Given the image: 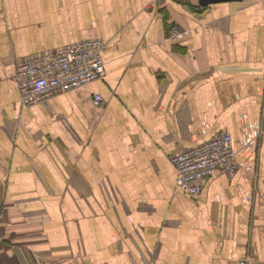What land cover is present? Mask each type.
I'll return each instance as SVG.
<instances>
[{
    "label": "crops",
    "instance_id": "0c3cea01",
    "mask_svg": "<svg viewBox=\"0 0 264 264\" xmlns=\"http://www.w3.org/2000/svg\"><path fill=\"white\" fill-rule=\"evenodd\" d=\"M94 39L103 80L22 105L19 61ZM220 133L241 169L193 198L170 158ZM244 261L264 264V0H0V264Z\"/></svg>",
    "mask_w": 264,
    "mask_h": 264
},
{
    "label": "built area",
    "instance_id": "2783aa9c",
    "mask_svg": "<svg viewBox=\"0 0 264 264\" xmlns=\"http://www.w3.org/2000/svg\"><path fill=\"white\" fill-rule=\"evenodd\" d=\"M173 32L178 38L183 35L177 28ZM106 47L104 41L94 39L19 61L13 80L22 105L35 106L103 80ZM94 99L99 104L104 102L100 95ZM170 160L177 172L178 188L196 199L202 197L207 181L215 173L233 177L241 169L233 139L226 133L197 147L181 148Z\"/></svg>",
    "mask_w": 264,
    "mask_h": 264
},
{
    "label": "water",
    "instance_id": "95a60500",
    "mask_svg": "<svg viewBox=\"0 0 264 264\" xmlns=\"http://www.w3.org/2000/svg\"><path fill=\"white\" fill-rule=\"evenodd\" d=\"M229 1H233V0H199V5L202 7H206L212 4L229 2Z\"/></svg>",
    "mask_w": 264,
    "mask_h": 264
},
{
    "label": "rangeland",
    "instance_id": "374dc122",
    "mask_svg": "<svg viewBox=\"0 0 264 264\" xmlns=\"http://www.w3.org/2000/svg\"><path fill=\"white\" fill-rule=\"evenodd\" d=\"M194 1H197L198 2V0H194Z\"/></svg>",
    "mask_w": 264,
    "mask_h": 264
}]
</instances>
